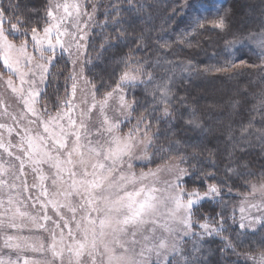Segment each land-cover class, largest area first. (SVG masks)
<instances>
[{"label": "trees", "instance_id": "16d2710c", "mask_svg": "<svg viewBox=\"0 0 264 264\" xmlns=\"http://www.w3.org/2000/svg\"><path fill=\"white\" fill-rule=\"evenodd\" d=\"M92 1L96 3V21L86 47V77L96 92L103 93L130 67L140 69L142 79L149 76L130 98L137 102L133 122L144 116L145 122L150 119L151 130L159 133L154 137L150 163L179 156L186 169L195 173L184 178V187L201 192L245 165L256 171L245 177L263 176L264 74L258 67L264 61V50L245 41L264 33V0H246V4L242 0ZM189 4L194 6L186 7ZM46 6V0H0L3 26L8 30L21 21L19 33L12 35L16 41L25 37V31L30 35L33 27L41 31L47 24ZM197 15H207V19L193 24ZM221 17L226 31L210 23ZM234 39L241 44L226 49V42ZM66 60L59 55L50 66L43 95H49L46 99L54 104L68 88L70 67ZM225 61L230 66L217 71ZM154 85L167 87L170 104L157 101ZM165 107L170 109L168 117L163 115ZM192 124L199 127V134ZM260 135L262 145L251 148L248 143ZM197 177L205 179L193 183ZM243 178L228 179L227 187L234 185L233 190H238ZM221 206V202L204 200L195 212L211 216Z\"/></svg>", "mask_w": 264, "mask_h": 264}, {"label": "snow or ice", "instance_id": "6c2138e0", "mask_svg": "<svg viewBox=\"0 0 264 264\" xmlns=\"http://www.w3.org/2000/svg\"><path fill=\"white\" fill-rule=\"evenodd\" d=\"M193 6L189 4L186 7ZM204 11L207 13L209 9L205 8ZM216 11L218 12V9ZM84 15L88 14L82 12L79 0H71V2L65 0L63 4L57 3L47 12L50 22L43 28L42 34L36 27L31 29L32 51L30 52L27 38L19 45L9 39L10 34L19 33L17 24L21 21L18 20L16 24H11V29L6 30L3 26L4 10L0 9V62L9 72L17 76L19 87L14 85L11 78L8 79L7 84L13 93L21 95L26 112L35 118L29 124L37 126L36 128L29 126L22 129L24 135L20 136V147L23 149L24 145H27L23 154L31 163L39 164L44 161L56 169V176L52 182L53 185L59 183L62 191L55 195L63 196L64 202L49 199L47 204L57 211L61 208H69L73 213L77 232L82 236V239L76 240L72 230L69 229L68 237L73 240V244L65 245V235L62 230L59 242L53 235L52 253L54 257L61 258V264H63L65 248L70 258V264L72 258L78 264H82L81 257L85 253L93 258V264H95L97 251L101 247L103 248L101 256H106L107 264H144L143 259H138L135 253V245L138 243L135 239L137 236L142 237L139 254L141 258L144 256L145 249L149 252L155 250L158 256L161 249L170 248L172 252H175L177 250L175 241L170 244L169 239L176 232V227L187 230L185 234L191 232L194 223L192 209L206 199L218 197L222 189L218 188L216 184H211L204 192H200L198 188L186 191L180 187L181 183L184 182L185 177L191 178L195 175L194 172H189L187 169H177L179 175L176 176L175 181L168 183L164 188L155 186L156 173L151 170L141 172L139 175L131 171V162L136 158L134 152L137 146L143 144L144 149L147 150L152 147V137L159 133L153 132L152 136H148V130L151 128L150 119L145 123L144 116H141L128 133L120 135L121 124L129 122L130 116L125 117L123 121L116 119L113 122L106 115L109 100L116 97L117 93H123L125 85H136L138 77L130 72H124L116 88L106 93L103 99L97 101L93 95L91 106L87 108L86 112H81L79 119L75 116V106L71 98L64 102L66 111L57 112L55 116L48 115L47 119L44 118L47 115L46 108L37 110L36 104L40 93L36 90L35 85L37 82H46L51 62L55 59L56 49L60 48L67 53L74 45L79 54L82 47L81 42L91 39L87 35V21L81 25V17ZM206 19L207 15H197L193 17L192 22L197 24ZM210 23L214 28L227 30L224 17L212 20ZM199 27L203 28L205 25L199 23ZM23 35L28 37L29 34L25 31ZM250 38L257 39V37ZM239 43L241 41L236 39L228 41L225 48H231ZM257 43L260 48L264 49V36L258 38ZM48 52L52 54L46 56L45 53ZM224 54L225 56L229 55L227 52ZM229 66V63L225 61L224 67L218 68L217 71H225ZM133 71H140V69ZM70 78L74 81L76 79L75 75ZM25 85H27V89H25ZM93 87L95 88V86ZM71 89L74 98L77 91L75 82ZM125 95H118L120 111L123 112L125 109L134 111L137 102L127 103ZM160 99L166 105L171 103L166 89L162 92ZM97 105L103 117L98 125L91 122L90 115ZM157 106H154L153 112ZM170 114V109L165 107L164 117H168ZM145 115L149 114L145 113ZM141 124L144 125L143 129H141ZM4 127L5 125L0 124V128ZM93 128L95 131L92 130ZM7 130L9 134L14 131L12 128ZM17 134L19 135V133ZM9 147H11L10 142L5 144L0 137V148L12 156V153L8 151ZM34 156H38L39 160L34 159ZM16 159L21 161L20 168L23 170L24 159L21 156H17ZM8 172V167L0 158V177L8 175ZM46 179L47 177L40 176L41 182ZM204 179L197 177L193 183H202ZM3 186H5V181L0 178V187ZM252 187L253 192H256V185ZM259 190L264 192V184H261ZM42 195L46 197L47 191L45 190ZM75 197H79L77 206L72 204ZM2 203L3 201H0V204ZM8 204L10 206L13 204L12 197H9ZM44 207L46 208L47 205ZM253 208L264 212V201L261 204L251 203L246 207H240L239 228L241 230L264 221V216L251 214ZM11 210V207L5 209V212L0 216L6 215ZM78 212L82 215L77 220ZM25 215L27 214L16 208L6 226L8 228L17 227L13 222L14 218ZM31 219L33 223L39 221L38 216L31 217ZM43 219L47 221L50 217L45 214ZM4 226V220L0 218V228ZM57 227L60 225L58 224ZM63 227H68V224L65 223ZM199 227L209 234L221 230L207 222L200 224ZM158 232L159 235H157ZM129 236L132 237L131 240L128 239ZM11 239L9 237V240ZM58 243L59 251H57ZM15 246L19 247V245ZM253 259L256 264H264V252ZM25 264H28L27 260ZM101 264L104 262L101 261Z\"/></svg>", "mask_w": 264, "mask_h": 264}, {"label": "rangeland", "instance_id": "374dc122", "mask_svg": "<svg viewBox=\"0 0 264 264\" xmlns=\"http://www.w3.org/2000/svg\"><path fill=\"white\" fill-rule=\"evenodd\" d=\"M46 1V13L50 8H54L57 3L63 4L65 2V0ZM247 1L242 0L244 4H246ZM69 2H71V0H69ZM79 3L81 4L82 12L88 14L81 17V25L87 21V35L90 36L96 21V3L92 0H79ZM46 21L47 24L50 22L48 17ZM47 24L44 27H46ZM68 26L71 30V25L69 24ZM8 30H10V27ZM39 32L42 34L43 29ZM261 36H264V33L255 37L258 39ZM26 38L29 40L28 50L31 52L32 44L30 35L17 41L12 39V34L9 35V39L17 45ZM257 39L250 38L245 41V44L251 45L259 51L264 50L259 47ZM87 42L88 40L81 42L82 47L79 50V54L74 45L70 52L67 53L60 48L56 49L55 59L59 55L65 56L67 64H69L70 67V74L67 77L69 81L68 88L65 92L60 94L58 100L56 99L57 101L55 100V104L53 100L51 102L46 99L49 95L46 97L43 95L48 85V78L46 82H37L35 85L36 90L40 93L36 107L38 111L44 108L47 109V115L44 117L45 119H47L48 115L55 116L57 112L66 111L64 102L70 98L75 106V116L79 119L81 112H86L87 108L91 106L93 95H95V99L99 101L104 98L106 93L116 88L117 84L106 92L98 93L96 92V87L94 88V85L90 82L88 77H86L85 62ZM51 54V52L45 53L46 56ZM36 55L38 56V54ZM54 60L51 62V65ZM258 68H261L264 74V61ZM134 69L137 68L130 67L124 72H130L132 75L138 77L136 85H125L123 93H117L116 97L109 100V108L106 112V115L113 122H115L116 119L123 121L125 117L130 116L129 122L121 124L119 129L120 135L128 133L129 129L132 128L137 121L133 122L132 120L133 111L127 109L123 110V112L120 111L118 95L126 94V102L132 104L133 100L130 97L134 89L149 78V76H145L142 79L140 71H133ZM73 75L76 77L75 81L70 78ZM9 78L13 80L14 85L17 87L20 86L17 76L9 72L3 66L2 62H0V124L5 125L4 128H0V137H2L5 144L10 142L11 147H9L8 151L12 153V156H9L4 152V149L0 148V158H2L5 166L9 169L8 175L0 177L5 181V186L0 187V201H3V203L0 204V214H3L5 209L9 207L12 209L6 215L0 216L5 223V226L0 228V264H10V262L11 264H25L26 260L28 264H61V258L58 256L54 257L52 253L51 245L53 243V235H55L56 241L59 242L62 230L65 235V245L73 244V240L68 237L69 229L72 230L76 240L82 239V236L77 232L76 223L75 220H73V213L69 208H61L57 211L50 204H47L49 199H57L61 203L64 202L63 196L55 195L62 191L59 183L53 185L52 182L56 176V169L50 163L44 161H41L39 164H33L23 154L24 150L27 149V145L25 144L23 149L20 147V136L24 135L22 129L29 126L36 128L37 126L29 124V122L35 118L32 117L30 113L26 112L21 95L19 93H13L11 88H9L7 84ZM74 82L77 84V91L73 98L71 86ZM160 86L161 85H157L155 88L154 85L155 90H153V92L157 93V101L162 103L160 97L162 92L165 89L167 90V87H165V85ZM24 87L27 89V85ZM90 115L93 124L98 125L103 119L98 105L92 110ZM143 126L144 125L141 124V129H143ZM8 128H12L14 131L9 134ZM191 128L199 134L200 129L197 125L192 124ZM151 129L152 128L148 130V136H152L153 131ZM92 130L95 131L94 128ZM17 133H19V135ZM251 133L252 131L248 133V136H251ZM252 140L253 141L248 144L253 149L263 143V137L261 135ZM153 148L154 137H152V147L147 148V150L144 149L143 144L137 146L134 152L136 158L131 162V171L139 175L141 172H149L151 170L156 173L154 177L156 182L155 186L164 188L168 183L175 181L176 176L179 175L177 169H186V164L179 156H171L157 164L150 163L152 158L151 150ZM161 150H163V148ZM261 150L264 153V145L261 146ZM53 155H55V153H53ZM17 156H21L24 159L23 170L20 168L21 161L16 159ZM159 158L161 157L159 156ZM34 159L39 160V157L34 156ZM252 172L256 171L251 170L250 167L245 165L237 171L229 173L227 179L217 180V187L222 189L220 195L206 200L221 202V210L211 216L206 213H196L195 208L201 202L197 204V206L192 209V220L194 223L191 232L185 234L187 230L173 225V227H176V232L170 237L169 243L171 244L172 241H175L177 249L175 252H172L170 248L167 250L161 249L160 255L158 256L155 250L149 252L145 249L144 256L141 258L139 254L142 247L140 243L142 237L137 236L135 238L138 241L135 245L137 258L143 259L144 264H256L253 257L264 252V243H261L264 241V230L261 231L264 229V221L256 223L245 230L239 228L241 216L239 211L240 207H246L251 203L261 204V202L264 201V192L259 190L261 184H264V175L253 180L245 177ZM41 175L47 177L43 182L40 180ZM234 176L244 177L240 186L236 187L235 185L238 190H233L234 185L232 187H227L226 181H228V179L231 180ZM65 179H67V177H65ZM253 185H256V192H253ZM180 187H183L186 191H191L186 189L183 183H181ZM45 190L48 194L46 197L42 195ZM9 197L13 198V204L11 206L8 204ZM72 204L73 206H77L79 204V197L73 198ZM44 205H47V207L45 208ZM16 208H19L21 212L27 215L16 216L13 222L17 227L8 228L6 225L10 222V218H12V214L15 212ZM45 214L50 217L47 221L43 219ZM251 214L253 216H264V212L257 211L255 208L251 209ZM81 215L82 213L78 212L76 214V219H80ZM37 216L39 217L38 223H33L31 217ZM205 222L221 230L209 234L199 227L200 224ZM65 223L68 224V227H63ZM58 224L60 227H57ZM192 233L196 234L193 235ZM157 235H159V232ZM9 237L12 239L9 240ZM128 239L131 240L132 237L129 236ZM15 245H19V247ZM59 247L58 243L57 251H59ZM102 252L103 248L101 247L97 251L95 264H101V261L107 264L106 256H101ZM81 261L82 264H93V258L87 253L81 257ZM63 264H70V258L66 248L63 254ZM71 264H78V262L72 258Z\"/></svg>", "mask_w": 264, "mask_h": 264}]
</instances>
